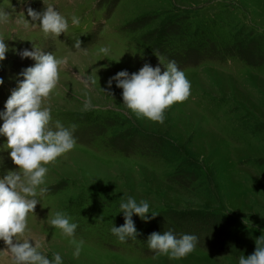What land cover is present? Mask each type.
Here are the masks:
<instances>
[{
  "label": "rangeland",
  "instance_id": "1",
  "mask_svg": "<svg viewBox=\"0 0 264 264\" xmlns=\"http://www.w3.org/2000/svg\"><path fill=\"white\" fill-rule=\"evenodd\" d=\"M49 3L68 19L59 37L45 36L27 14ZM0 11L9 46L0 111L23 79L17 74L34 64L19 51L34 45L68 58L46 103L53 121L75 124V145L47 165V191L27 216L26 235L41 251L60 253L64 264H237L254 251L264 235V0H0ZM157 56L190 81L163 123L131 114L122 89L107 85L120 70L156 66ZM17 167L0 148V177ZM129 195L158 214L147 222L133 214L138 235L121 243L110 228L124 223L119 203ZM57 211L77 224L72 237L48 224ZM169 229L195 235V249L179 260L155 255L148 235ZM0 264H11L6 252Z\"/></svg>",
  "mask_w": 264,
  "mask_h": 264
},
{
  "label": "clouds",
  "instance_id": "2",
  "mask_svg": "<svg viewBox=\"0 0 264 264\" xmlns=\"http://www.w3.org/2000/svg\"><path fill=\"white\" fill-rule=\"evenodd\" d=\"M27 14L45 36L59 37L69 27L68 19L51 3L44 4L41 11L29 8ZM6 16L5 12L0 11V22L5 21ZM79 22L77 16L71 17L72 25H78ZM73 47L80 49L79 39ZM8 51V44L0 39V61L5 59ZM109 51L108 47L100 48L105 56ZM18 54L21 59H32L34 64L17 74L23 79H17L16 86L4 103V110L0 111V120L3 121L0 124V136L6 137L0 148L8 150L13 164L18 166L0 177V241L6 246L0 252L7 253L11 264H64L60 253L52 252L49 258L45 251L40 250L42 245L26 233L27 216L33 213L39 202L37 197L47 191L44 187L47 165L68 153L75 145V124L65 127L59 120L53 121L52 109L46 103L57 87L60 68L66 65L68 58H58L52 52L43 51L34 45L32 50L23 49ZM158 60L156 66L146 62L132 73L120 70L109 77L107 85L111 87L115 81L116 87L122 89L121 104L131 114L163 123L165 110L189 96L190 81L175 61L163 64L159 57ZM3 83L4 80L0 78V84ZM88 86L86 81L85 87ZM93 107L91 97L85 92L82 110L88 111ZM119 209L124 223L119 227L113 224L110 232L121 243L136 239L138 235L133 214L145 222L158 214L149 211L147 200L137 201L131 195L126 199L121 198ZM48 224L67 237H72L77 228V224L70 222V217L60 211L48 219ZM197 241L198 238L193 234L176 236L171 229L154 231L146 239L149 250L157 256L166 255L169 260L187 256L195 249ZM255 245L254 251L247 257L239 256L237 264H264V235L255 240ZM79 254L80 247L76 245L72 255L76 257Z\"/></svg>",
  "mask_w": 264,
  "mask_h": 264
}]
</instances>
